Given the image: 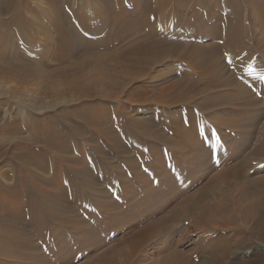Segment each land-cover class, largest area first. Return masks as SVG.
Segmentation results:
<instances>
[{
  "label": "bare ground",
  "instance_id": "bare-ground-1",
  "mask_svg": "<svg viewBox=\"0 0 264 264\" xmlns=\"http://www.w3.org/2000/svg\"><path fill=\"white\" fill-rule=\"evenodd\" d=\"M87 1L50 0L56 5H54L56 13L51 15L47 9L34 7L28 0H0V78L13 77V80L21 86H27L33 80L39 78L47 80L46 78L53 75L61 77L62 84L74 92L72 100L52 101V104H49L54 113L49 115L50 121L44 124L37 116L42 104L38 103L40 106L33 102L26 104L27 99L23 97L25 87L0 91V122H7V119L9 122L12 121L11 126L8 122L9 130L20 133L23 126L18 120L24 119V122L28 121V124L24 123L26 129L35 131V138L31 141L32 145L24 140L15 148L21 151L11 152L6 156L7 158L0 160L10 168L2 170L0 175L5 179L10 176L15 180L14 183L4 184L0 179V192L5 197L2 199L4 202L0 205L2 204L4 207L7 203L11 211L17 208L20 202L23 203L21 215L17 216V219L20 220L19 223L23 226L20 227L21 235L16 237V234L14 237L10 230L6 232L0 229V235L6 234L11 239L14 237L19 241L9 244L5 240L6 238H0V246L2 243L12 246L10 249L4 247L3 250H0L2 262L9 259L12 262L26 260L32 261V264H50L49 257L56 255L55 252H63V255L68 254L71 243L74 246L82 244L81 238L73 242L67 234L74 238L81 236L86 241L89 237H98L107 230H117L118 226L128 225L122 242L108 247L105 244L103 250L89 255L88 261L84 264H95V262L97 264H139L147 260H151V264H219L225 261H229V264H264L259 261L257 255L231 252L227 244L217 247L220 242H225L227 238L232 237H228L227 234L225 237V233L215 239L205 237L204 239L207 240L202 246L203 248L200 247V252H193L194 250L185 252L186 250L182 246L180 248L176 245L172 246L171 239H167L163 243H167L165 245L168 247L167 250L162 247L161 252H151V256L146 252H141L147 246L155 244L157 240L161 242V238H164L166 234L177 233L176 223L179 219H188L191 227H199L198 232L201 235H206L209 231L215 232L217 229L230 228V226L208 227L217 224L216 217L220 212L227 213L226 207L229 206L226 191L222 193L224 195L222 199L213 200L211 196L214 195L215 189H218L220 184H231L234 179H239L234 187L242 192L257 186L258 182L250 178L248 173L245 176L248 158L246 160L242 157L236 164L223 166V169L209 181L208 185L198 187L199 189L197 188L195 193L181 191L170 195L172 189L192 180L191 172L178 170L176 165L173 166L171 162H163L164 153L162 152L161 155H157L160 158L157 165L158 174L159 170L160 174H162L161 170L168 173L170 170H175L178 174L169 179L164 178L162 182V179H158V175L153 174L148 167L146 174L141 173L137 161L126 157L125 164L131 174L136 177L134 184L125 177L118 166L113 167L114 176H121L123 179L121 183L117 182L115 177L109 179L111 188L115 190L112 198L104 192L93 190L92 181H98L91 177V173L93 171L100 172L97 164L93 163L82 166V168L73 166L79 164L80 158L74 156L78 151L76 145H71L72 138L75 142H79L82 140L95 141L97 137H104L110 141L108 144L117 145L119 153L128 154L127 146H123L119 140L120 137L118 138L114 134L115 130L111 126L113 123L122 136L130 134L131 130L136 137L146 141L153 139L168 144L170 149L167 153L172 158H188L189 156L192 158L195 153L204 152L205 142L200 143L197 140L199 138H205L208 142L207 147L210 149L213 136L206 130L200 129V123L192 111L188 114L189 127L183 125L179 118L168 113L165 114L163 121L170 124L168 129L173 135L168 138L162 131L153 129V122L149 121V117L134 118L128 113L127 117L124 110L117 113L115 108L109 105V102L114 100V93L120 89L121 92H126L133 82L139 84L143 82L144 78H147L148 81L143 83L145 84L143 87L135 86L130 89L126 103L136 102L143 107L148 105L158 107L189 105L193 100L192 94L201 93L202 87H198V83L183 79L190 78L186 73L178 70L171 72L170 77L172 78L168 81H166L167 79L164 81L165 74L163 72L155 71L160 66L173 65L175 61L177 63L182 61L189 64L195 75L203 80L202 83L210 91L209 95L197 103L198 107L211 109L231 100H241L246 103L245 106H253L256 100L252 101L248 88L237 84L232 76H227L228 71L224 69L219 55L222 48H231L233 51L231 62L239 69L243 62L251 61L254 68L253 74H255V80L251 86L264 92V16L259 17L260 15L257 14L259 21H255L253 18L255 16L251 17L254 20L248 18L250 9L253 15L259 11L260 14H264L262 13L264 0H254L253 4L256 8L251 6L253 0H246L248 9L247 3H244L245 0H241V5L238 4L239 0H226L227 2L214 0L216 1L215 8L219 11L227 6L228 9L229 6H234L238 10L237 17L233 14L223 15L217 12L221 17L217 26L221 25L222 31L220 30L221 34L217 38L221 44L215 46L214 44H196L190 40L183 41L185 39L172 41L170 36L161 35L159 37L158 32L164 29L162 22H164L167 13L182 12L187 9L189 12L191 7L188 8V5L193 0H149V5H146L145 8L142 6L146 11L139 4L143 2L145 4V1L148 0H98L101 3L94 1L95 5H93V0L88 3ZM208 1L200 0V6L203 7L204 13H209L207 8H213V5ZM3 10L10 14L9 21L1 19ZM92 10L96 14H90L93 12ZM28 12L39 16V19L41 16L43 19L35 21L33 19L36 17L29 18ZM100 12H104V14H99ZM104 16L105 20H108V26L104 25L103 28H100L102 25L98 26L94 34L98 36L109 34L107 38L96 40L93 34L86 35L82 32L83 29L81 30L80 26L86 30L93 29ZM239 18L244 19L240 22L242 19ZM255 27L259 28V36L256 35ZM150 29L153 31L149 32ZM241 31H243L242 36ZM59 33L62 36L58 35ZM244 34L246 36H243ZM248 36L251 37L253 44L246 40ZM66 38H72L74 42V44L72 43L73 48L69 50L65 45L68 41ZM244 56L246 58L251 56V59L239 61L241 60L239 58ZM81 78L87 81L83 82ZM156 82L161 84L156 85ZM165 82L168 85L160 88ZM125 83H127L126 87H124ZM153 83L155 85H151ZM183 84L185 87H182ZM148 85L150 86L147 87ZM231 87L234 88V93H224L223 90ZM151 92L158 96L156 95L157 97L152 99L149 95ZM167 95L173 96L170 101L164 99ZM22 107L25 108L22 109ZM13 109L19 110L22 114L15 113ZM29 110L33 114L32 117L31 114H27ZM258 116L256 115V117ZM69 121H73V125H69ZM253 121L255 120H251V122ZM217 123L222 127L229 128H243V125L246 124H242V120L235 119L218 120ZM251 125H246L244 127L246 130L242 132V135L247 139L251 138L249 129H247L251 128ZM228 138L230 137L226 136L225 142L218 146L219 150L215 151V159L221 158L222 149L229 144ZM151 143L155 144V142ZM151 143L150 145L153 146ZM106 145L105 151L109 149ZM137 148L138 154L145 157L144 147L138 146ZM71 151L74 154H71ZM50 152H55L56 155L49 157ZM207 152L203 155L211 157V154ZM90 154L96 156V149H91ZM211 160L208 159L207 163L204 160L198 162L204 165ZM226 161L228 160L225 159L224 162ZM200 163L196 165V169L202 168L203 165ZM61 164L65 165L62 169L60 168ZM57 169L62 172L58 170L59 174L56 178L40 176L42 173L46 174L51 171L55 173ZM102 175L106 176L107 170ZM101 178L103 177L100 176ZM46 186L56 187L58 191L47 190ZM83 187H86L87 194ZM24 188L25 192H22ZM87 197L94 202L93 205H91V201L90 203L86 202ZM164 197H168V201L173 202L172 207L165 212L153 210L151 205ZM246 200L244 207L230 212V215L245 221L256 218L258 225L254 231L258 235L264 234V204L261 203L264 199ZM74 207H77L78 210ZM24 216H28L29 228L21 219ZM106 224H109L110 227ZM186 225L184 224L181 230L186 229ZM32 231L46 241V255L38 248L37 243L29 238ZM50 237H53L55 242L54 244L52 242L51 246L48 242ZM123 243L126 246L120 247ZM94 246L93 244L92 248L98 251L99 248ZM51 247H54V250ZM12 252L23 253L13 254ZM195 256H200L199 263H196V260L192 261L193 258H196ZM261 256L264 258V252H261ZM62 259L63 257H60L58 261Z\"/></svg>",
  "mask_w": 264,
  "mask_h": 264
},
{
  "label": "rangeland",
  "instance_id": "rangeland-1",
  "mask_svg": "<svg viewBox=\"0 0 264 264\" xmlns=\"http://www.w3.org/2000/svg\"><path fill=\"white\" fill-rule=\"evenodd\" d=\"M28 1L31 2V4L34 7L43 8V10L47 9L51 13V15H54L56 13V9H54V7L56 5L53 2H50V0H48V2H47V0H28ZM88 1L92 2L91 0H88ZM88 1H87V3H88ZM94 1L96 3H101V2H98V0H93V5H95ZM222 1L227 2L226 0H222ZM242 1L239 0L238 4L241 5ZM250 1H252V0H250ZM148 2H149V0L145 1V4H144V2L142 4H139V6H141V8H142V6H143V8H145L146 5H149ZM208 2L213 5L212 6L213 8H207V11L209 13L203 12L204 10H203V7L200 6V3H201L200 0H193V2H191L190 5H188V8L191 7V9H192V10L189 9L190 10L189 12H188L187 7H185L187 10L186 11L183 10L184 12L183 11L182 12L171 11V12L167 13L164 22H162V24H163L162 27L164 26V29H163V31L160 30L159 31L160 33L158 32L159 37H161V35L162 36H168V37L170 36L169 38L172 41H181V40L185 39L183 41L190 40L196 44L197 43L198 44H214V46L217 44H221L220 40L217 39V38H219L221 31H222V26L221 25L217 26V25H219L220 19H221V17L218 16L217 12H220L223 15H227V14L232 15L233 14L235 17H237L238 10H237V8H234V6H229V9H228V6H227V8L219 11L217 8H215L216 1L209 0ZM76 3H78V1H76ZM244 3H247L246 0L244 1ZM253 3H254V0L252 1V5H251L252 7L255 6ZM98 5H100V4H98ZM50 7H52L53 9ZM240 7L242 8V6H240ZM127 8H129V7H127ZM195 8L196 9L198 8V9L196 10ZM254 8H256V6ZM247 9H248V3H247ZM257 9H256V11H258ZM53 10H55V11H53ZM113 10H115L114 7H113ZM143 10H145V9H143ZM249 11H248V14H249L248 18L250 20L255 19V21H257V20L259 21V17H262L261 15L264 16V14H260V11H259V13H255L254 15L252 14L251 9ZM3 12L4 13H3L1 19L5 20V21H9L11 18L10 14H8L7 11H6V13H7L6 14L4 10H3ZM262 13H264V10ZM90 14H96V12L93 11ZM99 14H104V12L103 13L100 12ZM257 14H259L260 16ZM27 15L29 18H35L36 17L35 19H33L35 21H37L39 19L38 18L39 16L37 17L35 14H31L28 12ZM57 16H56V18H57ZM98 16H101V15H98ZM253 16H255V17H253ZM251 17H253L254 19ZM42 19H43V17L40 16L39 21ZM239 19H242V18H239ZM243 19L240 20V22L243 21ZM107 21L105 20V16H104V18L101 19L100 22L97 23L95 28H93V29L88 28L87 30H86V28L81 27V26H80V28H81V30L83 29L82 32L84 34H86V35L93 34L94 39L100 40V39L105 38V37L107 38L108 37L107 35H109V34H106V36L105 35H103V36L99 35L98 36L94 33H95L96 29L98 28V26L102 25L100 28H103L106 25L108 26ZM192 23H194V24H192ZM215 24H216V26H214ZM212 26H214L216 28H214ZM258 29L259 28H257V27H255V29H254L255 31H257L256 35L258 33L260 34ZM151 31H153V30L150 29L149 32H151ZM242 32L243 31L240 32L241 36H242ZM246 34H244L243 36H246ZM250 34L252 35V33H250ZM259 34H258V36H259ZM58 35L62 36V34H60V33ZM248 38H250V39H248ZM248 38H246L248 43L253 44L251 41V37L248 36ZM67 39L68 38H66V40ZM70 39H68L69 42L64 40V42L65 41L67 42V43L65 42L67 50H69L70 48H73L72 45L74 44V42H73L72 38H70ZM162 39H164V38H162ZM232 54H233V51L231 48L224 47L221 49L219 56H220V59H222V63L224 64V69L226 71H228L227 76L228 75L232 76V78L236 81L237 84L239 83L240 86L248 88V91L250 92L249 96H251L252 101L256 100L255 101L256 103L255 104L253 103L254 104L253 106L252 105L251 106H245L246 103L241 101V100H238V101L231 100L230 102H228L226 104H221L219 106L212 107L211 109H207V108L202 109V108L198 107L197 103L200 102L207 95H209L210 91L207 90V86L204 85V83H202L203 80H201L200 78H198L195 75L194 70L189 66V64L186 62H182V61L179 63H177V61H175V62H173V65L168 64L167 66L166 65L160 66L159 68H156L155 71H161L165 74L164 81L166 79H167L166 81H168V79L172 78V77H170V74H171V72H173V70H176V71L178 70L180 72L186 73L190 79H188V78H183V79H186L187 81L190 80L191 82H195L196 84L198 83L199 84L198 87L201 86L203 91L205 90V92L201 91V93L192 94L193 100H192V103H190L189 105H187V106L177 105L174 107H168V106L158 107L155 105H148L146 107H143L142 105H139L136 102L126 103L127 102L126 101L127 95L130 94V89L135 87V86L143 87V85H145L143 83L148 81L147 78H144L143 82H140L139 84L137 82H133L129 86V90L126 92L125 91L121 92L122 90L120 89L119 91H117V93H114V100H111L109 102V105L111 107H114L117 113L120 110H122V111L124 110V113L126 116L128 113L131 117H134V118H147V117H149V119H150L149 121L153 122L152 123L153 129L162 131L168 138L173 137V135H172L171 131L168 129V126H170V124H166L163 121L165 114L168 113L169 115H172L175 118H179L180 122H182L183 125L189 127V125L187 123L188 114L190 111H192V112H194L195 118L200 123V129L206 130L208 132V134H211L213 136V139L211 140V143H212L211 148H210L211 152H210V149H208V147H207L208 142L205 140V138L204 139L199 138L197 140H199L200 143L205 142L204 143V149H205L204 152L199 151L198 153H195L192 158H191V156H189L190 158L184 157L185 159L183 157L172 158L167 153L170 149L169 148L170 146L168 144L162 143L159 140L148 139V141L150 143L155 142V144L151 143L153 145V146H151L148 141H146L140 137H136L135 134H132L131 130H130V134L122 136L120 134V131L117 128V126L113 123L111 124V126L115 130L114 134L118 138L120 137L119 140L123 146H127L128 154L119 153L117 145L108 144V143H110V141H108L104 137H97L95 141H84V140H82L79 142H75L72 138L71 145L72 146L76 145V147L78 148L77 154L74 156L77 158L79 156V158H80L79 164L77 163V164H74L73 166L82 168V166L84 167L86 165H92L93 163L97 164L99 166L100 172L93 171V173H91L92 174L91 177L93 179L95 178L98 182H95L94 180L92 181V179L89 177L91 179V181L93 182V185H92L93 190L98 191V192H104L108 196H112V198L114 197V194H115L114 191L115 190H113L111 188L110 183H109L110 182L109 179L115 177L113 174V170H112L113 167L118 166L120 171L125 175V177L128 180L132 181V183L134 184L136 177L134 175H132L131 172L128 170V168L125 164V161H124V159L126 157H129V159L137 161V166H139L141 173L144 172L146 174L147 173V167H148L149 169H151V172L153 174L158 175V177H157L158 179H160V180L162 179V182L164 181V178L169 179L171 177H174L175 175H178L175 170H172V171L170 170L169 173L161 170L162 174H160V170H159V174H158L157 165L159 163L160 158L157 157V155H161L160 153H162V152L164 153L163 160H162L163 162H171L173 166L176 165V168L178 170H181V171L186 170L185 172H187V173L191 172L192 176H193L192 180L178 186L177 188L172 189L170 191V195L180 193L181 191H187V192H194L195 193V191L197 190L198 187L200 188L201 186L208 185L209 181L212 178H214L215 176H217V174H219V172L223 169V166H230V165L236 164L240 160V158H242V157L245 158L246 160L248 158V160H247L248 166H247V169H245V172H246L245 176H247V173H248L250 178H252L254 181L258 182L257 186L242 192L240 189L234 187V185L239 182V179H234L231 181V184L230 183L226 184L225 182H224L225 184H223V185L220 184L219 188L215 189L216 191H215L214 195L211 196L213 198V200L222 199V198H224L223 197L224 195H222V193H224V191H226L228 193V194L226 193V198L229 200V206L226 207L227 213L220 212L218 214V216L216 217L217 224H212V225H209L208 227H214V226H217V227L218 226H227L228 227V226H230V228L217 229L215 232L209 231V232H207L206 235H201V233L198 232L199 227L198 228L191 227V224L189 223L188 219H184V220L179 219L177 221V223L175 222L177 230H178V231H176L177 233H174V232L168 233L164 236V238H161V240H162L161 242H159V240H157V242L155 244H152V246H147V248L142 249L141 252H146V254L148 253L149 256H151V252H161L160 249L162 247H163V249L166 248V250H167L168 247L165 246L167 243L163 244L165 241H167V239L172 240V243H173L172 246L174 245V247H175V245L179 248L181 246L184 247V250H186L185 252H192L193 250H194L193 252H200V249L203 248L202 246L204 245V243L206 242L207 239H209L210 237L215 239L217 236L223 235V233H225V237H226V234L228 235V237H231V236L232 237L227 238V241H225V242H220L217 247H219V246L223 247L225 244H227L228 248H230L231 252H246L247 254L257 255L259 261L264 262V258H261V257H263V256H261V252H264V234L258 235L254 231L256 226L258 225L257 219L255 218V219H252L251 221H245V220H241L239 218H235V217H233V215H230L231 214L230 212L239 210V208L244 207L246 205V201H247L246 199H250V200L255 199L254 201L260 200L261 198L264 199V92H262L261 89H259L260 90L259 91L255 87L251 86V84L255 80V77H254L255 74H253L254 68L252 67L251 61L243 62V60L251 59V56H249L248 58H246V56H244L242 58L238 57L239 59H241L239 61L243 62L242 66L239 65L241 67V69H239L236 65H234V63L232 64V62H231L232 61L231 60ZM254 54L256 55V52ZM46 61H47V59H46ZM46 79L47 80H45L43 78H39V79L31 81L29 83V85H27V86H21V84H19L15 80H13V77L12 78L2 77V78H0V91H10L11 89L16 90V89H19L20 87H25V89L23 90L24 91L23 97H24V99H27V101H25V103L28 104V102H33L35 104H38V103L42 104V108L39 109L40 111L38 112L37 116L40 117L41 121L45 124V123L50 121L49 115L54 113L53 109H51V105H49V104H52V101H64V100H69V99L72 100V97L74 96V92L69 90L66 85L62 84L63 79L61 77L52 75ZM81 80L83 82L87 81V80L85 81L83 78H81ZM160 84L161 83L156 82V85H160ZM166 84H167V82H165V84H162L161 85L162 87L160 86V88H163L164 86H166ZM151 85H155V83H153ZM126 86H127V83H125L124 87H126ZM149 86L150 85H148L147 87H149ZM182 87H185L184 84ZM233 90H234V88L231 87V88H227L223 91H224V93H234ZM157 93H159V92H157ZM149 95L152 99H154L155 97L158 96L157 94H155L153 92H151ZM172 97H173L172 95H167L164 97V99L166 101H170V99ZM44 103L46 104V106ZM61 104H64V103H61ZM26 106H28V105H26ZM116 107H119V108H117L118 110L116 109ZM24 108L25 107H22V109H24ZM13 111H15V113L19 112V110H17V109H13ZM19 113L22 114L21 112H19ZM28 113L31 114L30 110H29V112H27V114ZM32 115L33 114H31V117H32ZM256 115L257 116L259 115V116L256 117ZM223 119H235L237 121L242 120V124L246 123L245 125H243L244 127L246 125L250 126V124H252L251 128H247V129H249L251 138L247 139L242 135V132L244 130H246V128H244V127L243 128L242 127L241 128L240 127H231V128L222 127L219 123H217L218 120H223ZM16 120H18V119H16ZM251 120H255V121L251 122ZM6 121L7 122H4V123L0 122V160L3 158H7L6 156L10 155L11 152L18 153L19 151H21V150L15 149V148H17L16 146L19 143H21L22 141L25 140V141H28L31 143V141H33L35 138V135H34L35 131L34 130L29 131L28 129H26V125L24 123L28 124L27 120H26V122H24V121L22 122V121L18 120V122H20L23 126L22 127L23 130L20 133L19 132L18 133L13 132L12 130H9V125L11 126L13 124V122L12 121L9 122L8 119ZM201 121H203L205 123H203V122L201 123ZM8 122H9V125H8ZM73 123H74L73 121H69V125H73ZM239 134H241V135H239ZM226 136L230 137V138H228L230 140L229 144L224 146V148L222 149L223 154H222L221 158L215 159L216 158L215 157V151L219 150L218 146H221L225 142L224 139ZM67 140L70 141V139H67ZM176 140H178V139H176ZM106 144H108V145H106ZM31 145H32V143H31ZM105 145L109 147V149H107L106 151L104 150ZM138 146L144 147V149L146 151L145 157L144 156L141 157L138 154V148H137ZM91 149H96V154H95L96 156H92L90 154ZM207 150L211 154V157H207V156L203 155L207 152ZM74 152H76V151H74ZM74 152L71 151V154H74ZM48 155H49V157H54V155H56V153L50 152ZM208 159H210V160L212 159L209 162L211 164H209V163L206 164ZM225 159H227L228 161L224 162ZM203 160H204V162L206 161V163L204 165H203V163L198 162V161H203ZM198 163L203 165L202 168L196 169V165ZM63 166H65V165L61 164L60 168L62 169ZM4 169L9 170L10 168L7 165H5V163L0 162V173ZM58 170H60V169H57L55 173H54V171H51V172L46 173V174L42 173L40 176L43 178H48V177L49 178H56L57 174H59ZM106 170H107V175L106 176L102 175L106 172ZM60 171L62 172V170H60ZM100 176H102L103 178L100 179ZM0 179L3 181L4 184H11V183H14V181H15L10 176L8 177V179H5L0 175ZM122 179H123V177H121V176L115 177V180L117 182H120V183H121ZM45 188L47 190H50L53 192L58 191V188H56V187L46 186ZM83 189L87 194V191L85 190L86 187H83ZM22 192H25V188L23 189ZM211 197H210V199H211ZM3 198H5V197L0 192V203L4 202V200H2ZM224 200H223V202H225ZM90 201H91V205H93L94 202L90 198L87 197L86 202L90 203ZM261 203L264 204V201H262ZM22 204L23 203L20 202V205H18L17 208H15L11 211H10V207L7 203H6V206H4V207L2 204L0 205V218L2 219V221L0 222L1 223L0 229L3 231H6V232H9V230H10L11 232H13L12 235H14V237L16 236V234H17L16 237L21 235L20 227H23L19 223L20 220L17 219L21 215L20 212H21V207L23 206ZM172 205H173V202H171V200L168 201V197H164L163 199L155 201L151 205V207L155 211L159 210L161 212H165L170 207H172ZM75 209L78 210L77 207ZM21 219L24 220L25 225L29 228L28 216L27 217H25V216L21 217ZM184 224L185 225L187 224L186 229L181 230V228L184 226ZM106 225L109 226V224H106ZM117 228H118L117 230H113V229H110L109 231L107 230V231H105V233L101 234L100 236H98V237L95 236V238H94V236L89 237V239L86 241H84L83 237H81V236L74 238L70 234H67V236H70V238L73 242H75L76 239L79 240L81 238L82 244L80 243L79 245L74 246L71 243V245L69 246L68 254L63 255V252L58 253V252L54 251L56 255H53V257L50 256L48 262H50V264H84L85 262L88 261L89 255H92L94 252H99L100 250H103L105 248L104 247L105 244H107L106 247H108L110 245H115L117 242L123 241V237L125 236L124 233H126V230L128 229V225H125L122 227L118 226ZM111 230L114 232H112ZM14 237H12V239H11V237L6 236V234L0 235V238H2V239L6 238L5 240H7L9 242V244H11V243L13 244L14 242H19ZM205 237H207V239H204ZM29 238L32 241L36 242L38 248L43 251L42 253L44 255H46V244H47L46 241L43 238H41L40 236H38L37 234H35V232H33V231L31 232V236ZM217 240H218V238H217ZM90 241L92 244L89 243ZM48 242H50L49 246H51L52 242H53V244L55 243L53 240V237L48 238ZM93 244L95 245L94 247L99 248L98 251H96L94 248H92ZM122 245L120 247L126 246L124 243ZM0 247H1L0 250H3L4 247H6L8 249L12 248L11 245H5V243H2ZM51 249L54 250V247H51ZM164 252H167V251H164ZM12 253L13 254H20L23 252H12ZM60 257H63V259L58 261V258H60ZM198 257H196L195 259L193 258L192 261L195 262V260H196V263L197 262L199 263L198 260L200 259V256H198ZM1 259H3V258H0V264H32L33 263L32 261L28 262L26 260L12 262V260H9V259H5L4 263H3ZM61 261H62V263H60ZM93 262H95V261H93ZM151 262H152L151 260H147V261H143L139 264H149V263L151 264ZM95 264H97V263L95 262ZM219 264H229V261H225V262H222Z\"/></svg>",
  "mask_w": 264,
  "mask_h": 264
}]
</instances>
